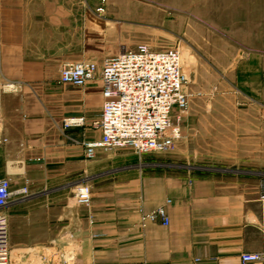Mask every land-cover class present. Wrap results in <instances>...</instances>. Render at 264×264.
<instances>
[{"label": "crops", "instance_id": "1", "mask_svg": "<svg viewBox=\"0 0 264 264\" xmlns=\"http://www.w3.org/2000/svg\"><path fill=\"white\" fill-rule=\"evenodd\" d=\"M85 1L0 0V79L19 88L0 96V178L29 191L4 210L14 217L15 208L28 206L25 238L12 232L11 250L55 249L72 253L71 264H240L243 254L261 255L256 264H264L256 176L165 174L125 150H98L88 161L80 145L66 140L100 138L93 127L102 105L99 80L74 91L57 84L63 64L102 57L86 49L106 35L98 29L99 3ZM243 45L242 64L253 63L257 85L251 99L264 107V29ZM69 115L81 117L83 126L64 130ZM82 184L90 187L88 208L74 204ZM167 201L168 226L142 228V216ZM52 264L61 262L54 257Z\"/></svg>", "mask_w": 264, "mask_h": 264}, {"label": "rangeland", "instance_id": "2", "mask_svg": "<svg viewBox=\"0 0 264 264\" xmlns=\"http://www.w3.org/2000/svg\"><path fill=\"white\" fill-rule=\"evenodd\" d=\"M93 2L103 9L98 29L106 39L99 46H86L89 53L102 52L100 59L88 62L100 64L139 45L156 52L177 49L181 55L188 98L180 122L182 139L164 153L137 159L165 174L191 176L215 170L264 180V107L251 99L257 87L253 63L242 64L243 43H251L264 29V0H86L85 5ZM96 28L93 24L91 29ZM18 89L0 79V96ZM73 118L79 117L64 120ZM15 209L14 217L11 210L3 211L10 241L12 232L16 240L25 238L23 228L29 220L28 206ZM37 253L19 251L10 264L32 263Z\"/></svg>", "mask_w": 264, "mask_h": 264}, {"label": "built area", "instance_id": "3", "mask_svg": "<svg viewBox=\"0 0 264 264\" xmlns=\"http://www.w3.org/2000/svg\"><path fill=\"white\" fill-rule=\"evenodd\" d=\"M97 14L103 9H96ZM99 80L102 105L98 120L93 127L99 131L98 141L80 142L66 136V140L83 148L86 160H93L98 150H130L140 159L142 156L164 153L182 139L181 116L187 111L188 98L184 92L187 84L181 70V55L176 50L152 51L145 45L127 51L121 56L106 58L100 64L79 61L63 64L57 84L83 87L88 82ZM13 90L12 86L8 87ZM83 126L82 118L62 121L64 130ZM259 201L264 207V180L260 181ZM28 188L13 190L10 182L0 178V264H10L8 221L3 211L14 201L26 198ZM74 204L88 208L91 191L87 184L74 191ZM142 216L141 227L146 222L168 226L165 206ZM57 257L61 264L73 262L72 253H61L44 248L26 264H52ZM261 255L243 254L240 264H256Z\"/></svg>", "mask_w": 264, "mask_h": 264}, {"label": "bare ground", "instance_id": "4", "mask_svg": "<svg viewBox=\"0 0 264 264\" xmlns=\"http://www.w3.org/2000/svg\"><path fill=\"white\" fill-rule=\"evenodd\" d=\"M16 253H18V252H16V251L12 252V251H11V258H12V256H15Z\"/></svg>", "mask_w": 264, "mask_h": 264}]
</instances>
